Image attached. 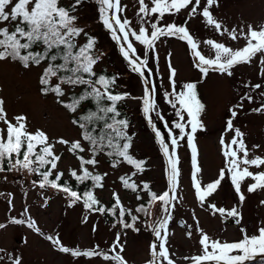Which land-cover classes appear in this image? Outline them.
<instances>
[{
  "label": "snow or ice",
  "instance_id": "1",
  "mask_svg": "<svg viewBox=\"0 0 264 264\" xmlns=\"http://www.w3.org/2000/svg\"><path fill=\"white\" fill-rule=\"evenodd\" d=\"M86 3L96 6V22L110 37L127 71L137 75L141 95L122 90L121 74L100 67L108 52L98 46L99 37L92 34L90 25L81 22V10ZM134 3L136 11L129 18L128 5L122 0H0V63L17 64L26 72L37 71L40 94L53 97L66 111L74 130L71 137L52 136L43 128L33 130L25 114L10 119L6 102L0 97V173L5 174V181L7 173L32 177L29 188L23 190L25 205L19 218L9 215L8 223L26 225L55 251L73 261L83 258L86 264H95L97 260L101 264H130L125 255L127 235L129 230L140 234L141 225L154 237L144 264H177L178 259L183 264H245L264 256V221L257 225L254 234L241 226L242 237L228 242L205 232L194 210V223L184 221L181 226L188 239L197 235L198 253L177 258L170 244L174 212L184 200L180 194L181 142L190 150V182L200 208L224 219L234 218L241 225L245 189L249 194L264 191V145L253 144L249 148L246 133L235 124L241 112L246 111V105L251 106L252 113L264 115V21L252 22L241 16L237 22L229 23L215 14L221 0H134ZM182 15L183 21L177 23ZM193 20L213 33V37H198L190 29ZM167 38L185 43L198 79L178 83V70L169 52L165 83L160 76L157 48ZM150 60L155 61V71ZM239 66L258 67L257 80L242 82L237 99L227 109L218 139L222 166L217 178L203 183L197 141L198 134L207 131L203 119L207 106L202 102L198 85L210 73L233 77ZM149 74L160 77L159 85L148 78ZM158 96L172 109L170 124L161 112ZM129 101L137 103L163 157L166 188L162 192L154 191L150 182L139 180L148 170V160L135 153L138 132L132 131L134 125L124 111ZM153 114L164 122L166 135L157 127ZM65 153L74 158L75 166L61 168ZM125 167L127 171L118 177L120 189H111L110 202L105 203L98 193L108 187L110 173ZM222 182L229 183L238 198L230 210L211 200ZM36 189L40 190L41 208L48 206L52 196L45 193L51 191L62 195L68 208L82 206L83 223L94 214L103 218L114 232L111 244L106 249L99 244L86 248L66 246L59 231L44 232L27 204L29 191ZM121 190L130 192L138 206H127ZM0 197L7 199L11 213L13 194L0 192ZM260 204L264 205V200ZM156 205H159L157 218L148 219L149 208ZM6 227L7 224L0 223V229ZM97 229L98 221L92 232ZM0 253L2 264H25L23 254L3 248Z\"/></svg>",
  "mask_w": 264,
  "mask_h": 264
},
{
  "label": "rangeland",
  "instance_id": "2",
  "mask_svg": "<svg viewBox=\"0 0 264 264\" xmlns=\"http://www.w3.org/2000/svg\"><path fill=\"white\" fill-rule=\"evenodd\" d=\"M122 3L128 5L126 15L132 18L136 11L134 0H122ZM215 14L228 19L229 23L237 22L241 16L252 22L264 21V0H221V7ZM81 15V22L90 25L92 34L99 37L98 46L108 52V58L100 67H107L108 71L119 72L122 77L119 81L121 89L129 91L135 96L141 95L142 85L137 75L127 71L126 64L119 57L110 37L96 22V6L92 3H86L82 7ZM183 18V15L178 18L177 23H181ZM170 20L171 18H168V21ZM190 29L198 37H213V33L204 30L197 20L190 22ZM214 38L221 39L218 36ZM241 43L243 42L241 41ZM233 46H236L235 43ZM157 50L160 58V76L164 77L166 84L168 76L167 55L169 52L172 53V64L178 70V83L199 78V74L191 66V57L184 42L175 38H167L164 42L158 43ZM140 51L142 53V49ZM1 64H4V67L0 68V97L4 98L6 102L5 106L10 119L16 114H25L28 117L30 128L33 130L43 128L52 136L71 137L74 135V130L68 123L66 111L55 103L51 95L45 97L40 94L37 71L26 72L17 64L0 63V66ZM150 66L155 71L154 60H150ZM257 73L258 67L256 66H239L234 70L233 77H221L219 74L210 73L209 77L198 85L202 102L207 106L203 116L207 131L199 133L197 141L203 183H208L217 178L218 170L222 166L218 139L223 122L227 119V109L237 99V90L241 89L242 82H247L249 79L256 82ZM148 78L154 79L159 85V76L149 74ZM158 103H160L165 120L170 124L172 109L165 105L159 96ZM125 108L133 114L132 124L134 127L132 131L138 132L135 140V153L138 157L148 160V170L139 177V180L150 182L154 191L162 192L166 188L163 172L164 160L159 153L158 145L155 144L154 134L146 126V121L138 111L136 102L129 101ZM153 119L162 134L166 135L168 129L165 128L164 122L156 119L155 114H153ZM235 124L246 133V142L249 148L253 144L264 145V115L252 113L251 106L246 105V111L241 112ZM231 135L229 133V137ZM181 143L182 147L179 149L182 172L180 194L184 200L183 203L177 204V210L174 212V219L170 225L171 251L176 254L177 258L198 253L197 235L194 234L191 240L188 239L185 228L181 226L184 221L194 223L192 221L193 210L200 221V226L213 238L230 242L236 241L242 237L239 231L241 226H246L249 234H254L257 225L264 221V205L260 204V201L264 200V191L249 194L245 189L246 200L240 209L242 212L241 225H236L234 218L224 219L219 214H211L210 210L206 208H200L195 200L194 189L190 182V150L187 149L184 142ZM58 150H62L60 146H58ZM257 154L261 153L258 152ZM75 164L74 158L65 153L61 168L75 166ZM125 171H127L126 167L114 174L110 173L108 187L98 193L102 201L110 202L111 189H120L118 177ZM4 175V173H0V192L13 194L14 209L9 213L7 199L0 197V223L7 224L6 228L0 229V248L10 253L23 254L25 264H86L83 258L77 262L69 256L55 251L49 242L28 229L26 225L8 223L9 215L19 218V214L25 205L23 190L29 188L32 177L7 173L8 179L5 181ZM112 181H116V183L113 184ZM39 192V189L30 190L27 204L31 206L30 213L44 232L59 231L62 242L66 246L78 245L81 248H86L99 244L101 248L106 249L111 244L114 239V232L110 230V225L103 218L94 214L88 218L87 223H83L85 213L82 206L68 208L63 196L53 194L51 191L45 193V195L52 196L48 206L41 208L42 198ZM121 196L127 206L135 207L138 203L130 192L121 190ZM237 199L233 188L227 182H222V187L211 198L212 202L229 210L236 205ZM146 201L147 197H145ZM149 212L151 215L148 219L157 218L159 205L149 208ZM97 221L98 229L93 233L92 227ZM141 228L140 234L137 235L129 230L127 235L125 255L130 264H144L148 245L154 239L150 232L143 230L142 225ZM25 241L27 242L25 243ZM257 258L260 261H257ZM253 260L252 262L246 261L245 264H264V256H257ZM95 264H101V262L97 260ZM177 264H183L182 259H178Z\"/></svg>",
  "mask_w": 264,
  "mask_h": 264
},
{
  "label": "trees",
  "instance_id": "3",
  "mask_svg": "<svg viewBox=\"0 0 264 264\" xmlns=\"http://www.w3.org/2000/svg\"><path fill=\"white\" fill-rule=\"evenodd\" d=\"M110 73L111 72H113V71H109ZM124 111L128 114V116H129V118H130V120L132 121V113L131 112H128L127 110H126V108H124ZM101 199V198H100ZM144 217L142 216V219H143Z\"/></svg>",
  "mask_w": 264,
  "mask_h": 264
},
{
  "label": "bare ground",
  "instance_id": "4",
  "mask_svg": "<svg viewBox=\"0 0 264 264\" xmlns=\"http://www.w3.org/2000/svg\"><path fill=\"white\" fill-rule=\"evenodd\" d=\"M3 65H4V64H1L0 68H3V67H4Z\"/></svg>",
  "mask_w": 264,
  "mask_h": 264
},
{
  "label": "flooded vegetation",
  "instance_id": "5",
  "mask_svg": "<svg viewBox=\"0 0 264 264\" xmlns=\"http://www.w3.org/2000/svg\"><path fill=\"white\" fill-rule=\"evenodd\" d=\"M228 242H230V241H228ZM256 260H260L259 258H257ZM253 261H255V260H253ZM250 262H252V261H250Z\"/></svg>",
  "mask_w": 264,
  "mask_h": 264
},
{
  "label": "water",
  "instance_id": "6",
  "mask_svg": "<svg viewBox=\"0 0 264 264\" xmlns=\"http://www.w3.org/2000/svg\"><path fill=\"white\" fill-rule=\"evenodd\" d=\"M236 224V223H235ZM237 225V224H236Z\"/></svg>",
  "mask_w": 264,
  "mask_h": 264
}]
</instances>
